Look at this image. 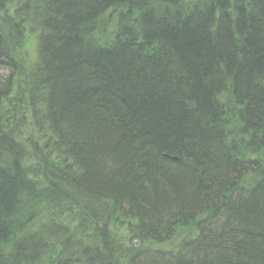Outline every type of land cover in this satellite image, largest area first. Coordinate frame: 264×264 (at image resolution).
Listing matches in <instances>:
<instances>
[{"label": "trees", "instance_id": "1", "mask_svg": "<svg viewBox=\"0 0 264 264\" xmlns=\"http://www.w3.org/2000/svg\"><path fill=\"white\" fill-rule=\"evenodd\" d=\"M0 264H264V0H0Z\"/></svg>", "mask_w": 264, "mask_h": 264}, {"label": "rangeland", "instance_id": "2", "mask_svg": "<svg viewBox=\"0 0 264 264\" xmlns=\"http://www.w3.org/2000/svg\"><path fill=\"white\" fill-rule=\"evenodd\" d=\"M33 26H34V24H33ZM28 69H29V68L27 67V72H28ZM63 220L67 221L66 217H64V219H63Z\"/></svg>", "mask_w": 264, "mask_h": 264}]
</instances>
